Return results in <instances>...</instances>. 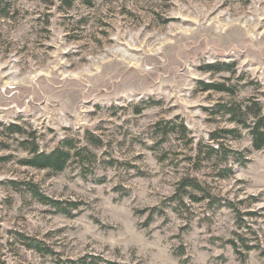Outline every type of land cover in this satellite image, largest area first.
Instances as JSON below:
<instances>
[{
  "label": "rangeland",
  "instance_id": "374dc122",
  "mask_svg": "<svg viewBox=\"0 0 264 264\" xmlns=\"http://www.w3.org/2000/svg\"><path fill=\"white\" fill-rule=\"evenodd\" d=\"M216 63L229 69H205ZM248 98L264 104V0H75L70 7L0 0V252L7 264L88 256L242 264L230 240L244 264H264V149L251 150L245 128L237 127L238 138L225 135L236 125L218 111ZM65 139L87 145L96 162L71 159L56 174L22 164L31 144L50 151ZM221 144L243 153L244 165L232 155L202 159L207 146ZM227 167L231 173L221 176ZM183 176L196 177L221 205L185 198L176 208L168 199ZM12 181L81 205L73 216L54 213ZM151 207L165 214L146 224L149 211L140 210ZM12 231L44 241L54 255L10 245ZM245 245L255 247L246 252Z\"/></svg>",
  "mask_w": 264,
  "mask_h": 264
},
{
  "label": "trees",
  "instance_id": "16d2710c",
  "mask_svg": "<svg viewBox=\"0 0 264 264\" xmlns=\"http://www.w3.org/2000/svg\"><path fill=\"white\" fill-rule=\"evenodd\" d=\"M63 3L70 7V5L75 0H62ZM209 71H222L228 70L229 67L224 63L210 64L205 67ZM205 89H214L217 91L228 90L223 85H209L205 86ZM247 103L237 104L231 103L229 105L220 103L218 104V111L223 114L229 115V120L234 122L236 128L222 129L225 135H232L235 138L240 136L237 127L247 129L251 138V150H262L264 149V104L259 100L254 98H248ZM166 134V132H164ZM86 138L89 144L92 146H98V140L96 137L90 133H86ZM218 136H212V139H216ZM251 150L246 149V153ZM28 156L22 160V164L35 169L48 170L52 174L62 172L69 164L71 159H75L80 162L83 166H90L92 163L96 162V155L93 153L87 145L77 146L73 143L71 139H65L63 145L57 146L50 151L39 150L36 145L31 144L28 149ZM205 158L202 159H215L219 157L221 159H227L228 155H232L234 160L240 165H244L247 161L244 154L241 152H236L224 147L223 144L214 147L212 145L207 146V151L205 152ZM246 159V160H245ZM232 168H224L221 176H225L231 173ZM15 189H21V184L24 185V189L33 197L36 201L41 204L47 205L53 209L54 213H61L67 216L75 215L72 209H78L81 202L77 201H66L56 198L49 197L44 193L40 192L38 186L31 181H24L22 183L11 182ZM19 187V188H18ZM121 195H126L123 189H120ZM187 198L190 202H199L202 199H208V203L211 206L218 207L221 205V198L216 197L210 193L205 186L194 176H183L177 182L175 192L169 197V201L176 203L175 207L186 206L184 199ZM223 205H230L229 202L223 203ZM148 210V218L146 224L153 219L154 214H165L164 210L158 209L156 207H151L148 209L140 210L144 212ZM12 235V241L9 242L10 245L18 243L19 246L34 250L41 255H54L53 249L46 244L44 241L39 240L33 236H29L19 231L10 232ZM243 243L240 234H236ZM233 249L238 254L240 262L244 264L245 255L241 250L237 248L236 242L230 240ZM245 251H249L255 246L245 245ZM183 253V252H182ZM5 254L0 252V264H7ZM56 264H117L115 262L104 260L98 256H88L81 257L78 260H57Z\"/></svg>",
  "mask_w": 264,
  "mask_h": 264
}]
</instances>
